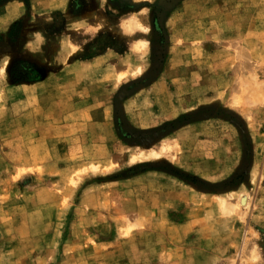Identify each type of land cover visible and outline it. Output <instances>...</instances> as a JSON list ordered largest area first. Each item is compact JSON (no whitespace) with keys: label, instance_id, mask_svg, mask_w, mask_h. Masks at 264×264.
Listing matches in <instances>:
<instances>
[{"label":"rangeland","instance_id":"374dc122","mask_svg":"<svg viewBox=\"0 0 264 264\" xmlns=\"http://www.w3.org/2000/svg\"><path fill=\"white\" fill-rule=\"evenodd\" d=\"M0 264H264V0H0Z\"/></svg>","mask_w":264,"mask_h":264}]
</instances>
